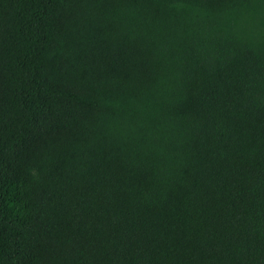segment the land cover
<instances>
[{
	"label": "trees",
	"instance_id": "obj_1",
	"mask_svg": "<svg viewBox=\"0 0 264 264\" xmlns=\"http://www.w3.org/2000/svg\"><path fill=\"white\" fill-rule=\"evenodd\" d=\"M0 264H264V0H0Z\"/></svg>",
	"mask_w": 264,
	"mask_h": 264
}]
</instances>
